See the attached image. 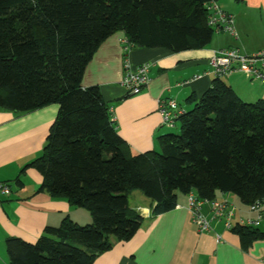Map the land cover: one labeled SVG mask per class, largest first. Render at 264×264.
Instances as JSON below:
<instances>
[{
	"label": "trees",
	"instance_id": "16d2710c",
	"mask_svg": "<svg viewBox=\"0 0 264 264\" xmlns=\"http://www.w3.org/2000/svg\"><path fill=\"white\" fill-rule=\"evenodd\" d=\"M211 2L219 0H0V110L59 106L30 167L43 190L92 217L86 226L66 219L47 227L35 244L8 239V264H93L141 228L129 207L134 191L155 204V217L176 208L178 193L264 204V101L244 103L215 79L178 119V133L161 136L158 151L131 156L99 87L82 86L93 56L117 32L132 48L207 46L216 32L207 23ZM228 230L244 249L264 240L258 226L232 221Z\"/></svg>",
	"mask_w": 264,
	"mask_h": 264
},
{
	"label": "crops",
	"instance_id": "0c3cea01",
	"mask_svg": "<svg viewBox=\"0 0 264 264\" xmlns=\"http://www.w3.org/2000/svg\"><path fill=\"white\" fill-rule=\"evenodd\" d=\"M217 3L233 15L237 38L214 32L207 46L175 53L165 48L130 46L127 50L124 33L117 32L99 47L87 66L82 86L99 87L131 156L158 151L159 138L178 128L180 122L174 128L163 125L159 101L173 99L184 111L190 110L191 101L218 79L210 73V61L218 51L238 47L251 55L264 50V0ZM125 63L132 69L150 65L148 84L137 95L128 94L122 86ZM197 76L201 78L195 80ZM219 79L244 103L264 101V81H251L240 73ZM58 111L56 104L29 113L0 110V182L12 189L9 196L0 198V264L9 262L6 243L10 238L35 244L47 227H59L66 219L77 225L92 221L86 209L43 190L42 175L30 167L41 156ZM188 196L178 193L176 208L155 217V204L141 192H132L129 207L143 218L141 228L131 240L116 243L93 264H264V240L244 249L241 238L226 228L224 220L213 221L211 233H199ZM215 200H226L235 207L233 223L261 215L258 228L264 232V205L254 212L233 194L217 193ZM202 213L212 216L208 204L203 205Z\"/></svg>",
	"mask_w": 264,
	"mask_h": 264
},
{
	"label": "built area",
	"instance_id": "2783aa9c",
	"mask_svg": "<svg viewBox=\"0 0 264 264\" xmlns=\"http://www.w3.org/2000/svg\"><path fill=\"white\" fill-rule=\"evenodd\" d=\"M206 10L208 12L207 23L209 27L213 28L216 32L228 33L237 38L233 15L223 11L217 2H211L206 5ZM124 43L125 48L128 50L131 46L130 43H128V41ZM210 66V73L216 78L233 73H240L251 81H264V50H260L251 55L245 54L241 48L238 47L220 50L210 61ZM149 68V64H142L132 69L125 63L122 86L127 90L128 94L137 95L148 84ZM199 78H201V76L195 77V80ZM158 104V110L162 116L163 125L174 128L178 123V119L183 116L184 110L180 108L179 104L173 99L162 100L159 101ZM112 121L115 122L113 116ZM11 192L12 189L8 183L0 182V198L9 196ZM205 204L210 206L212 212L210 218L202 213V207ZM188 208L191 213L192 221L196 225L199 233H211L213 230V221L224 220L227 229L232 227L235 207L226 200H202L198 199V197L191 192L188 196ZM260 208V205L250 206V210L254 212L259 211ZM261 220L262 216L260 215L256 219L241 220L240 222L248 226H258ZM217 239L219 240V238Z\"/></svg>",
	"mask_w": 264,
	"mask_h": 264
},
{
	"label": "rangeland",
	"instance_id": "374dc122",
	"mask_svg": "<svg viewBox=\"0 0 264 264\" xmlns=\"http://www.w3.org/2000/svg\"><path fill=\"white\" fill-rule=\"evenodd\" d=\"M220 4L222 5V2H220ZM52 105H54V104H52ZM180 125V124H179ZM179 132V126H178V128H176V129H173L172 130V133H178ZM171 134V133H170ZM264 205V204H263ZM262 207V206H261ZM261 209V208H260ZM92 222V221H91ZM89 224H91V223H86V224H82V225H79V226H86V225H89Z\"/></svg>",
	"mask_w": 264,
	"mask_h": 264
}]
</instances>
